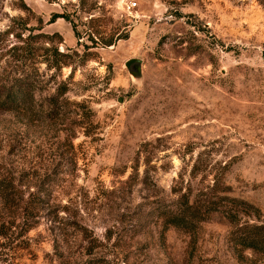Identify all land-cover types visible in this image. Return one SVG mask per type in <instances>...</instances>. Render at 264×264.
Segmentation results:
<instances>
[{
    "label": "rangeland",
    "instance_id": "1",
    "mask_svg": "<svg viewBox=\"0 0 264 264\" xmlns=\"http://www.w3.org/2000/svg\"><path fill=\"white\" fill-rule=\"evenodd\" d=\"M10 24L42 36L0 111V264H264L237 244L264 223V1L0 0Z\"/></svg>",
    "mask_w": 264,
    "mask_h": 264
},
{
    "label": "trees",
    "instance_id": "2",
    "mask_svg": "<svg viewBox=\"0 0 264 264\" xmlns=\"http://www.w3.org/2000/svg\"><path fill=\"white\" fill-rule=\"evenodd\" d=\"M264 1V0H262ZM68 19V17H65ZM12 25L10 24L6 30L0 32L1 34H11L17 38V42L11 45L6 50L7 56L4 59V66L0 70V111H17L28 108L33 100V88L38 81L35 74L37 73V63L39 62L38 50L35 44L38 42L36 38L42 35H28L22 37L21 34L13 33ZM76 35H78L76 33ZM125 38L113 33L110 37L102 41L103 46L113 45L117 40ZM44 51L51 59L67 57L68 55L60 52L56 46L49 45L44 47ZM56 63H50L48 68L59 69L63 64H68L66 60ZM27 65L32 67L33 74L29 73L26 69ZM7 66H10V71L6 72ZM65 91L58 92L57 96ZM251 210H256L252 205H247ZM190 206L187 205L186 209H182L185 214L179 213L172 215L171 223L177 227H189L192 217L195 213L189 212ZM187 213V214H186ZM187 215V216H186ZM237 244L241 248L252 249L254 251L264 253V223L262 224H244L239 229L237 237Z\"/></svg>",
    "mask_w": 264,
    "mask_h": 264
},
{
    "label": "water",
    "instance_id": "3",
    "mask_svg": "<svg viewBox=\"0 0 264 264\" xmlns=\"http://www.w3.org/2000/svg\"><path fill=\"white\" fill-rule=\"evenodd\" d=\"M139 64H140V60L137 58H131V59L126 61V67L127 68H130L132 66L134 69L138 70Z\"/></svg>",
    "mask_w": 264,
    "mask_h": 264
}]
</instances>
